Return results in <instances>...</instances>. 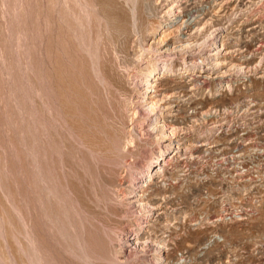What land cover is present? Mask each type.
I'll return each mask as SVG.
<instances>
[{
  "label": "rangeland",
  "instance_id": "374dc122",
  "mask_svg": "<svg viewBox=\"0 0 264 264\" xmlns=\"http://www.w3.org/2000/svg\"><path fill=\"white\" fill-rule=\"evenodd\" d=\"M159 261L264 264V0H0V264Z\"/></svg>",
  "mask_w": 264,
  "mask_h": 264
},
{
  "label": "bare ground",
  "instance_id": "6f19581e",
  "mask_svg": "<svg viewBox=\"0 0 264 264\" xmlns=\"http://www.w3.org/2000/svg\"><path fill=\"white\" fill-rule=\"evenodd\" d=\"M172 11L174 12V10L172 9ZM175 13V12H174ZM215 32V31H214ZM170 33V32H169ZM211 35V34H210ZM218 35V34H217ZM213 38V41H212V43H211V45L212 46H214V45H216L217 44V41H216V38H217V36H214V37H212ZM208 40V39H207ZM215 47H218L217 45L215 46ZM214 59V58H213ZM158 72H157V74L155 75V76H157V75H159V77H160V75H164V74H169V73H172L173 74V72L175 71L174 69H172V68H170V67H168L166 64H163L160 68H158V69H156ZM155 76H154V78H155ZM158 77V78H159ZM143 82H144V84L146 85V87H147V90L145 91V96L142 98V102H144V103H146L145 105H147V104H151L150 105V107H149V111H147L148 113L153 109V111L154 110H156V109H158L157 107L158 106H156L157 105V103L155 102V101H153L152 100V97H153V95H154V93H153V87H154V84H153V81H152V77L150 76V75H146L145 76V78H144V80H143ZM145 87V88H146ZM141 101V100H140ZM147 107V106H146ZM143 108H145V107H143ZM142 108V109H143ZM145 112V111H144ZM150 114V113H149ZM148 114V115H149ZM153 114V113H152ZM159 116H158V115ZM161 113L159 112V110L158 111H156L155 112V115H157V117H155V118H152V117H150V122H151V124H154L156 127L158 126L157 124H158V122H160L161 120H159L160 118H161V115H160ZM154 115V116H155ZM167 126V125H166ZM155 127V128H156ZM164 127V126H163ZM171 127V126H170ZM151 130V129H150ZM165 132V131H164ZM163 134V133H162ZM169 146H171L172 147V142H168V143H166V144H164L162 147H161V149L155 154L154 153V155H153V157H152V159L149 157V163L147 164V166L141 171V175L139 176V181H138V183H140V182H142V183H140V185H138L137 186V188H143L144 186H145V184H146V182H147V180L152 176V173H153V171H158L159 170V168H160V166H161V163H159V159L158 158H160L163 154H165L166 153V151H167V149L169 148ZM150 154V153H149ZM144 165V164H143ZM151 168H153L152 170H151ZM155 206V205H154ZM152 204H150V203H146V204H144L143 205V209H144V213H145V217H144V220H143V223H150V221H151V215H152V211L156 208V207H154ZM140 237H138V238H136V239H133V241L131 242V246H130V248H132V245L135 247V245H137L138 243H140V239H139ZM129 248V247H128ZM158 264H161V262L159 261L158 262Z\"/></svg>",
  "mask_w": 264,
  "mask_h": 264
}]
</instances>
